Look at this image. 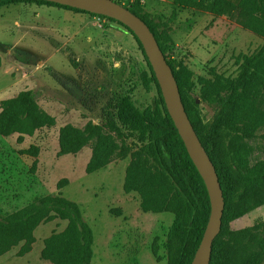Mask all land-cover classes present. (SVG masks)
<instances>
[{"label": "rangeland", "instance_id": "rangeland-1", "mask_svg": "<svg viewBox=\"0 0 264 264\" xmlns=\"http://www.w3.org/2000/svg\"><path fill=\"white\" fill-rule=\"evenodd\" d=\"M142 8L166 24L159 38L167 54L190 72L189 97L209 126L216 109L201 103L198 80L214 74L234 77L238 57L252 54L264 40L246 29L236 13L215 17L176 7L173 0H148ZM25 90L34 99L32 114L10 137H0V214L12 213L35 197L61 194L78 204L92 229L91 264H166L163 243L174 217L142 212L138 195L123 191L126 167L139 145L114 108L115 126L102 118L110 103L125 97L141 112L157 103L156 87L133 35L107 19L56 7H0V101ZM87 122L100 125L101 137L62 154L63 129H82ZM230 138L225 132V149ZM247 145L251 166L264 161V126ZM261 222L264 205L227 227L235 231ZM65 225L58 220L39 225L31 251L9 260L17 257L20 244L2 255L0 264H44L39 258L43 240Z\"/></svg>", "mask_w": 264, "mask_h": 264}, {"label": "trees", "instance_id": "trees-1", "mask_svg": "<svg viewBox=\"0 0 264 264\" xmlns=\"http://www.w3.org/2000/svg\"><path fill=\"white\" fill-rule=\"evenodd\" d=\"M28 3L50 6L97 16L124 27L136 40L156 87L157 103L144 111L136 109L128 98H122L102 113L109 126L116 118L134 132L139 145L126 167L123 191L136 193L139 209L144 213H170L173 222L163 243L166 264H191L210 216V200L203 179L189 158L186 148L165 107L162 94L144 50L134 34L116 20L82 10L40 0H0V7ZM180 8L210 12L215 17L237 14L242 25L264 40V0H173ZM154 35L160 50L172 69L185 112L199 140L211 159L224 198L221 230L212 244L209 264H263L264 222L240 230H229L227 224L264 205V161L250 165L251 148L247 140L264 126V43L250 55L238 57L234 77L214 74L198 80L201 103L215 107L213 122L202 123L195 100L191 74L181 62L168 55L160 40L166 26L140 5L128 7ZM34 99L29 90L0 101V137L11 136L32 113ZM225 132L231 136L228 146H221ZM102 135L101 127L87 122L82 129L64 128L59 137L62 154L74 153ZM118 213L120 211H117ZM53 220L66 223L60 232L43 240L40 259L51 264H91L93 232L84 220L77 203L61 194L35 197L22 208L0 214V256L20 246L17 256L31 251L34 231ZM156 255V248L152 249Z\"/></svg>", "mask_w": 264, "mask_h": 264}, {"label": "water", "instance_id": "water-1", "mask_svg": "<svg viewBox=\"0 0 264 264\" xmlns=\"http://www.w3.org/2000/svg\"><path fill=\"white\" fill-rule=\"evenodd\" d=\"M82 10L118 21L140 42L159 85L166 110L186 148V152L203 179L209 200L210 216L191 264H209L212 244L221 230L224 198L216 169L202 145L187 113L172 69L149 27L131 11L113 0H40ZM198 103V100H197Z\"/></svg>", "mask_w": 264, "mask_h": 264}, {"label": "built area", "instance_id": "built-area-1", "mask_svg": "<svg viewBox=\"0 0 264 264\" xmlns=\"http://www.w3.org/2000/svg\"><path fill=\"white\" fill-rule=\"evenodd\" d=\"M113 1L125 8H128L132 5L144 6L148 0H113Z\"/></svg>", "mask_w": 264, "mask_h": 264}, {"label": "crops", "instance_id": "crops-1", "mask_svg": "<svg viewBox=\"0 0 264 264\" xmlns=\"http://www.w3.org/2000/svg\"><path fill=\"white\" fill-rule=\"evenodd\" d=\"M9 137H10V136H9ZM53 221H56V220H53ZM53 221H50V222H53ZM58 221H60V220H58ZM50 222H47V223H50ZM60 222H64V221H60ZM64 223H65V222H64ZM42 247H43V245H42ZM41 249H42V248H41ZM40 251H41V250H40ZM9 252H10V251H9ZM7 253H8V252H7ZM25 255H26V254H25ZM25 255H24V256H25ZM8 257H9V258H8L9 260H14V259H16V258H20V257H18V256H17V257L8 256ZM22 257H23V256H22ZM0 258H1V256H0ZM39 258H40V253H39ZM43 261H44V260H43ZM46 262H47V261H44V264L49 263V262H47V263H46ZM50 264H51V263H50Z\"/></svg>", "mask_w": 264, "mask_h": 264}]
</instances>
